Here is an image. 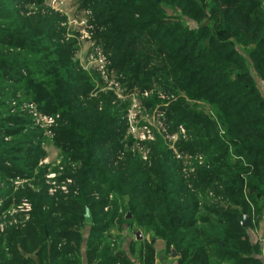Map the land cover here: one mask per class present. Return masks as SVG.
I'll return each instance as SVG.
<instances>
[{
  "label": "trees",
  "instance_id": "trees-1",
  "mask_svg": "<svg viewBox=\"0 0 264 264\" xmlns=\"http://www.w3.org/2000/svg\"><path fill=\"white\" fill-rule=\"evenodd\" d=\"M35 1L43 3L0 0V109L24 96L61 116L55 140L80 166H62L64 175L54 178L70 187L68 195L55 190L50 196L46 181L38 192L0 193L9 197L0 201V218L23 196L31 205L29 213L14 216L15 224L0 219L7 225L0 232V264H135L107 243L120 220L118 208L104 211L113 194L128 200L140 227L179 252V264H263L242 221L260 219L264 210V96L256 81L264 79V0H83L101 30L94 40L114 54L110 68L125 74L130 91L146 84L133 67L141 63L145 77L185 95L172 108V133L185 128L186 152L207 157L196 187L225 200L202 209L167 163L149 168L124 155L122 115L112 96L92 97L91 78L72 61L73 44L58 41L65 30L57 29L58 18L25 8ZM18 121L27 120L8 116L0 123V178L16 183L44 175L46 168L38 166L47 158L35 135L21 134ZM87 209L95 215L92 225L85 223ZM144 248L141 263L155 264L154 245Z\"/></svg>",
  "mask_w": 264,
  "mask_h": 264
},
{
  "label": "rangeland",
  "instance_id": "rangeland-1",
  "mask_svg": "<svg viewBox=\"0 0 264 264\" xmlns=\"http://www.w3.org/2000/svg\"><path fill=\"white\" fill-rule=\"evenodd\" d=\"M42 7V8H41ZM29 14L44 16H54L58 18L56 22L57 29L64 28L62 36L58 40L62 44H73L74 50L72 61L77 65L79 73H88L94 84L95 91L92 92V97L107 98L112 96V105L122 115L120 128H124L122 134V141L126 142V151L124 155L130 152L134 157H139L143 162L147 163L149 168H158L161 162L167 163V167L172 168V176L174 179H181L187 186L188 190L196 195L199 205L202 207L205 204L224 206L225 200L223 197L217 198L214 192H204L202 189L196 187L197 179L202 172L203 167L209 165L206 155L192 154L186 152L184 146L191 141L187 138L177 137L176 133H172V122L170 115L172 108H174L180 100L185 98L184 94L171 93L165 86L162 79H157L154 75L145 77V70L141 68L140 64H134V71L140 73V77L146 79L145 86H137L133 91H130L125 81V74L111 70L113 53H107L108 61L105 63L100 62L99 54H106L103 45H99L94 37L100 33V29L96 28V16L94 8L83 6V0H43L42 4L32 2L26 4L25 7ZM41 8V9H40ZM169 15H174L175 12L171 9L168 10ZM182 16V15H181ZM191 26L196 24L191 22ZM246 54L245 52H242ZM138 65V66H137ZM137 66V67H136ZM136 67V68H135ZM139 69V71H138ZM107 73V76H105ZM166 79V77H164ZM159 80V81H157ZM149 81V82H148ZM256 81L264 96V79ZM1 83V82H0ZM7 86V85H6ZM107 99H110L109 97ZM8 102V101H7ZM188 102V101H187ZM45 103V102H44ZM103 104L101 103L100 106ZM62 112V111H61ZM60 112V113H61ZM1 119L8 116H16L18 118H26L27 121H18L22 135L32 134L35 138L32 141L36 145H40L41 150L47 155V158L39 163L38 169L46 168V173L39 177H33L29 181H21L16 183L10 179L0 178V193L5 195L4 192L12 190V196H16L21 190L27 189L40 191V182H47L49 185L48 193L50 196L56 191H63L68 195L69 186L65 182H57L54 178L59 177L64 172L61 167H76L80 166L79 163H74L69 153L63 152L61 144L56 142L55 133L62 126V117L57 120L54 126L45 125L39 121V115H52L46 114L39 110L36 102L24 98L22 96L15 103H11L7 109H0ZM17 120V119H16ZM10 127H16L14 124H9ZM186 130V129H185ZM187 133V131H186ZM118 134V133H117ZM175 134L176 136H172ZM22 135H18L17 139H23ZM7 142L14 141L6 139ZM129 142V144H128ZM73 165V166H72ZM39 171H35V176ZM47 174V175H46ZM69 185H74L72 182L67 181ZM36 184V185H35ZM76 185V184H75ZM35 186V187H34ZM9 197L0 196V201H7ZM99 195H94L93 199L98 200ZM110 205L104 209L105 213L118 208V215L124 219L114 223L110 232H108L107 243L112 246H120L125 253L130 257L135 264H142L140 261V254L144 251V247L154 245L158 252V258L170 262L171 250L174 249L177 255H180L175 248H168L164 238L159 237L153 230H147L144 226L140 227L133 219L134 214L126 208L127 199L122 200L117 194L109 197ZM20 201H30L26 196H23ZM218 201V202H215ZM10 208L9 210H11ZM94 219V214L90 210ZM13 213L5 212V218H11L14 223ZM86 216V213L84 214ZM130 220L129 227L123 225V222ZM264 210L261 218L250 219L251 229L255 234H264ZM10 222V223H11ZM7 223V224H10ZM86 223V222H85ZM126 223V222H125ZM252 224V227H251ZM251 227V228H250ZM85 236L86 240L90 233V226L86 225ZM140 232L142 240H137V233ZM264 237V235L262 236ZM1 259V258H0Z\"/></svg>",
  "mask_w": 264,
  "mask_h": 264
},
{
  "label": "built area",
  "instance_id": "built-area-1",
  "mask_svg": "<svg viewBox=\"0 0 264 264\" xmlns=\"http://www.w3.org/2000/svg\"><path fill=\"white\" fill-rule=\"evenodd\" d=\"M99 56L101 57L99 60L100 62L105 63L108 61V58H107L108 55L107 54H105V53L103 55L99 54ZM105 76H107V73ZM38 118H39V121L44 123L45 125L54 126L60 117H59V115H56V116H54V115H39ZM176 134L178 135L177 137L181 136L182 138H187L186 130L183 127H180L179 133H176ZM171 135L176 136L175 134H171ZM69 182H71V181H69ZM1 204H2V202H0V205ZM12 210H13V213H10L9 215L12 214L15 216L18 213L27 214L31 211V205L27 201L26 202L24 201L19 207H17V208L12 207V209L8 210V212H10ZM3 217H6V214L3 213L2 217L0 219L3 220L4 219ZM26 219H28V217ZM15 223H17V221L14 220V223H10L9 225L15 224ZM6 229H7V225L5 223H1L0 224V232L3 233V232H5ZM259 243L264 245V242L262 239H259Z\"/></svg>",
  "mask_w": 264,
  "mask_h": 264
},
{
  "label": "crops",
  "instance_id": "crops-1",
  "mask_svg": "<svg viewBox=\"0 0 264 264\" xmlns=\"http://www.w3.org/2000/svg\"><path fill=\"white\" fill-rule=\"evenodd\" d=\"M259 220V219H258ZM264 222V220L262 221V223ZM252 230L250 229L248 232H249V237H250V241L252 243H258L259 247L261 248L262 250V255L259 256L258 258L261 259L262 263L264 264V245L260 244L259 243V239H262L263 242H264V237H262L263 235L261 234H255L253 232H251ZM156 250V248H155ZM173 250V249H172ZM171 250V252H172ZM155 264H179L178 260L180 259V255H178V257H173L172 254H171V257H170V262H167L166 260H163V259H160L158 258V252L156 251L155 253Z\"/></svg>",
  "mask_w": 264,
  "mask_h": 264
},
{
  "label": "water",
  "instance_id": "water-1",
  "mask_svg": "<svg viewBox=\"0 0 264 264\" xmlns=\"http://www.w3.org/2000/svg\"><path fill=\"white\" fill-rule=\"evenodd\" d=\"M85 222L88 225H92L94 222V219L89 209L86 210ZM249 226H250V218L248 216H244L243 221H242V227L244 229H247ZM137 240L138 241L142 240V236L140 232L137 233ZM172 256L178 257L174 249L172 250Z\"/></svg>",
  "mask_w": 264,
  "mask_h": 264
}]
</instances>
